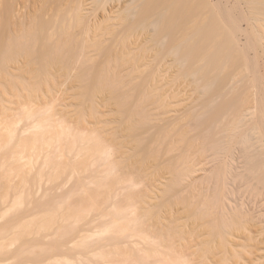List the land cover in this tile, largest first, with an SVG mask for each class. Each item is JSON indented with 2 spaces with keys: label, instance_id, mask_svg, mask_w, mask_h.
<instances>
[{
  "label": "rangeland",
  "instance_id": "374dc122",
  "mask_svg": "<svg viewBox=\"0 0 264 264\" xmlns=\"http://www.w3.org/2000/svg\"><path fill=\"white\" fill-rule=\"evenodd\" d=\"M181 1L0 0V264H264V0Z\"/></svg>",
  "mask_w": 264,
  "mask_h": 264
},
{
  "label": "bare ground",
  "instance_id": "6f19581e",
  "mask_svg": "<svg viewBox=\"0 0 264 264\" xmlns=\"http://www.w3.org/2000/svg\"><path fill=\"white\" fill-rule=\"evenodd\" d=\"M135 2H136V0H135ZM181 3H182L181 0H165L164 5H165V7L167 9H170L172 11V14L170 15V17H168V16L165 15L164 12H159L158 13L160 19H166L167 20L166 25H167L168 30H169L168 32L171 33V34H174L173 31H174V27H175V22H178L179 19H180V16L178 14L179 12H176V11H177V6H181ZM181 20H183L184 23L186 22L185 19H181ZM240 31L241 32H245L246 29L245 28H240ZM203 49H204L203 45H200L198 47H190L188 49V51L183 54V56L189 61L190 60L193 61L194 59L196 60V57H197L198 53H200ZM50 117L54 118V115L52 114ZM39 125H40L39 122L35 123L32 120H28L26 125L22 128L21 133L25 134L27 132H31L33 128H38ZM31 147L32 148L29 150V154L32 153V155H33V154H35L34 151H36V148H35V145H32ZM24 159L27 160L28 157L25 156ZM20 162H21V160L19 158L18 159V163L20 164ZM96 221H98V218H95L94 220H92L91 223H95ZM80 235L83 236V238L87 237L85 232H81Z\"/></svg>",
  "mask_w": 264,
  "mask_h": 264
}]
</instances>
